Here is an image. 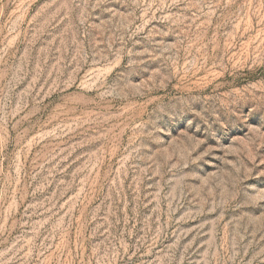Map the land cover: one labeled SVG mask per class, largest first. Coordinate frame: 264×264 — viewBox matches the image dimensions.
<instances>
[{"label": "rangeland", "instance_id": "1", "mask_svg": "<svg viewBox=\"0 0 264 264\" xmlns=\"http://www.w3.org/2000/svg\"><path fill=\"white\" fill-rule=\"evenodd\" d=\"M0 264H264V0H0Z\"/></svg>", "mask_w": 264, "mask_h": 264}]
</instances>
